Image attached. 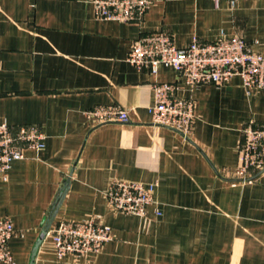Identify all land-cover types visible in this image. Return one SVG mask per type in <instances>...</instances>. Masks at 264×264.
<instances>
[{"label": "crops", "instance_id": "0c3cea01", "mask_svg": "<svg viewBox=\"0 0 264 264\" xmlns=\"http://www.w3.org/2000/svg\"><path fill=\"white\" fill-rule=\"evenodd\" d=\"M152 1L140 23H120L97 19L90 0H0V123L46 136L0 179L14 264H264V173L235 177L243 129L264 124V89L249 95L240 77L194 89L173 69L152 76L127 61L137 39L159 31L178 48L240 37L264 55V0ZM163 82L195 101L189 136L153 122V85ZM97 106L129 121H93ZM115 180L154 186L145 217L109 204ZM64 188L50 229L107 224L114 239L99 253L60 260L50 236L39 242Z\"/></svg>", "mask_w": 264, "mask_h": 264}, {"label": "built area", "instance_id": "2783aa9c", "mask_svg": "<svg viewBox=\"0 0 264 264\" xmlns=\"http://www.w3.org/2000/svg\"><path fill=\"white\" fill-rule=\"evenodd\" d=\"M232 5L242 0H227ZM97 19L120 23H140L152 0H90ZM127 61L136 69L156 76L163 68L173 69L179 79L191 88L205 85H226L240 77L250 95L264 89V55L240 37L221 36L213 42L194 38L186 48H178L172 36L159 31L141 36L131 47ZM178 83H155V105L151 108L153 122L189 136L195 122V101L176 96ZM98 123L128 122L129 115L117 106H97L86 113ZM235 177L247 180L264 173V124L254 122L242 131ZM46 136L34 125L12 127L0 123V179H9L12 163L26 158L27 150L40 151ZM155 188L139 182L115 180L109 185L106 198L122 214L143 218L156 204ZM158 213V211H157ZM159 214V213H158ZM15 229L10 219L0 218V264H14L9 249ZM53 240L57 257L86 256L99 253L114 239L111 226L94 218L83 221L60 220L47 233Z\"/></svg>", "mask_w": 264, "mask_h": 264}, {"label": "water", "instance_id": "95a60500", "mask_svg": "<svg viewBox=\"0 0 264 264\" xmlns=\"http://www.w3.org/2000/svg\"><path fill=\"white\" fill-rule=\"evenodd\" d=\"M66 190H67V188H64V191L62 193L61 199H60V201H59V203H58V205H57V207H56V209H55V211H54V213H53V215L51 217V220L49 221V223L47 225L46 230L43 232L39 242H41L46 237L48 230L50 229L51 225L53 224V222H54V220H55V218H56V216L58 214V210H59V208L61 206V203H62V201H63V199L65 197Z\"/></svg>", "mask_w": 264, "mask_h": 264}, {"label": "rangeland", "instance_id": "374dc122", "mask_svg": "<svg viewBox=\"0 0 264 264\" xmlns=\"http://www.w3.org/2000/svg\"><path fill=\"white\" fill-rule=\"evenodd\" d=\"M7 219H9V218H7ZM49 230H50V229H49ZM49 230H48V231H49ZM47 233H48V232H47ZM46 236H47V235H46Z\"/></svg>", "mask_w": 264, "mask_h": 264}]
</instances>
